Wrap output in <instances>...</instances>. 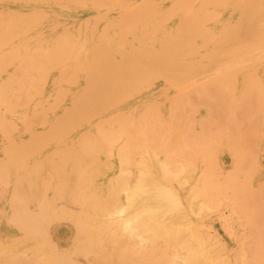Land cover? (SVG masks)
Masks as SVG:
<instances>
[{
	"label": "bare ground",
	"instance_id": "6f19581e",
	"mask_svg": "<svg viewBox=\"0 0 264 264\" xmlns=\"http://www.w3.org/2000/svg\"><path fill=\"white\" fill-rule=\"evenodd\" d=\"M170 4L157 12L160 2L146 0L136 11L134 21L148 20L149 27L136 37L139 48L108 63L113 65L105 71L102 88L92 85L95 72L87 71V88L57 125L62 128L70 119L74 127L90 122L91 132L76 145L89 156L94 173L83 171L82 162L72 186L29 188L31 201H21L17 210L28 218L22 242L28 253L17 257L21 248L0 239L7 264H77L79 256L93 257L96 264H264V208H259L264 199L257 194L264 188L258 183L263 177L258 157L264 155V0ZM14 32V21L0 28V76L18 56L2 47ZM67 40L38 60L22 57L15 72L0 82V101L8 89L20 90L33 72L45 76L43 66H60L70 54ZM159 79L167 112L150 98L149 107L126 120L117 116L110 125L96 126L88 121L91 109L115 106ZM191 86L200 98L197 105L187 92ZM214 100L220 104L215 116L205 108ZM61 128L53 134L59 142ZM225 148L235 168L227 174L218 170L216 158ZM27 189L14 186L6 192L20 198ZM221 206L232 211L234 220H246L247 241L235 259L207 222ZM57 215L69 216L73 224L52 229L48 220ZM61 241L71 244H55Z\"/></svg>",
	"mask_w": 264,
	"mask_h": 264
},
{
	"label": "rangeland",
	"instance_id": "374dc122",
	"mask_svg": "<svg viewBox=\"0 0 264 264\" xmlns=\"http://www.w3.org/2000/svg\"><path fill=\"white\" fill-rule=\"evenodd\" d=\"M94 1L0 0V28L5 22L13 21L15 27L12 39L2 47L7 51H18V56L13 59L14 63L8 66L7 71L2 72L1 84L15 72L21 58L26 55L38 60L42 52L50 50L64 38H68L70 53L60 66L41 65L46 69L45 76L37 71L33 72L31 76L24 78L20 90L8 89L6 100L0 101V239L6 244L16 243L17 248H21L15 254L17 257L28 253L26 247L22 246L27 235L28 218L26 215L21 216L17 210L21 201H31L29 188L44 191L45 188H60L67 184L72 186L82 162L84 167H80L83 171L94 173V165L90 164L89 156L76 145V142H80L82 137L91 132L90 122L74 127V121L70 119L61 125L62 128L57 123L65 120V112L72 107L73 100L87 88V71L95 72L92 85L102 88L106 84L103 80L106 77L105 71L113 65L108 63L121 61L125 50L139 48L136 37L145 26L149 27L148 20L141 19L138 23L133 19V15L146 0H120L113 5H97ZM158 1L161 7L156 8L157 12L171 6L170 0ZM127 14L132 20L120 21ZM133 23L136 25H131ZM169 25L173 27L175 22L171 20ZM131 29L136 32L128 31ZM213 72L202 74L199 78L204 80ZM163 84L161 79L150 81L115 106L91 109L87 115L88 121L96 126L110 125L117 116L126 120L149 107L150 98L153 105L155 103L167 112V98L161 90ZM187 92L197 105L200 98L194 88L191 86ZM211 102H207L211 103L208 107L205 104L203 106L209 108L210 113L215 116L220 104L218 100ZM214 102L217 110H213ZM187 107L188 105L185 111L190 113L191 106ZM58 128H61L63 135L60 142L53 139L55 129ZM97 156L105 159V155ZM216 158L218 170L223 174L235 170L231 154L226 148L219 151ZM258 159L263 172L258 183L264 184V155H259ZM111 172L112 169L107 173ZM96 180L101 181L102 177ZM14 186L28 188V196L17 198L6 192L13 190ZM257 186L258 184L253 185L255 189ZM50 191L52 190L48 192ZM257 194L264 199V188L259 189ZM262 206L259 208H264ZM211 214L207 222L221 248L231 258L238 257L239 246L247 241L246 220H234L232 211L225 206ZM48 223L55 230L71 226L73 220L67 215H57L50 217ZM260 231L264 238V225ZM55 244L67 248L71 243L61 241ZM91 256L93 255H89L90 258ZM92 258L79 256L77 264H96ZM0 264H7L6 255L0 254Z\"/></svg>",
	"mask_w": 264,
	"mask_h": 264
}]
</instances>
